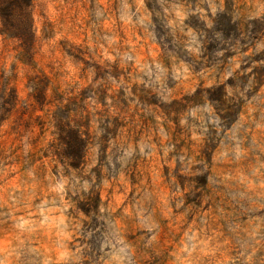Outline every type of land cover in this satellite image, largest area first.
Listing matches in <instances>:
<instances>
[{
	"label": "rangeland",
	"instance_id": "rangeland-1",
	"mask_svg": "<svg viewBox=\"0 0 264 264\" xmlns=\"http://www.w3.org/2000/svg\"><path fill=\"white\" fill-rule=\"evenodd\" d=\"M31 11L29 51L0 30V264H264V0Z\"/></svg>",
	"mask_w": 264,
	"mask_h": 264
},
{
	"label": "trees",
	"instance_id": "trees-1",
	"mask_svg": "<svg viewBox=\"0 0 264 264\" xmlns=\"http://www.w3.org/2000/svg\"><path fill=\"white\" fill-rule=\"evenodd\" d=\"M32 5L33 0H0L1 32L20 41L28 51L34 43Z\"/></svg>",
	"mask_w": 264,
	"mask_h": 264
}]
</instances>
